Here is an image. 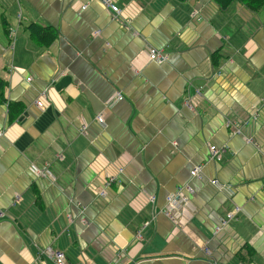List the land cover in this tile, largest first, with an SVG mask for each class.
I'll return each mask as SVG.
<instances>
[{
    "label": "crops",
    "instance_id": "crops-1",
    "mask_svg": "<svg viewBox=\"0 0 264 264\" xmlns=\"http://www.w3.org/2000/svg\"><path fill=\"white\" fill-rule=\"evenodd\" d=\"M114 2L0 0V264H264V7Z\"/></svg>",
    "mask_w": 264,
    "mask_h": 264
},
{
    "label": "built area",
    "instance_id": "built-area-1",
    "mask_svg": "<svg viewBox=\"0 0 264 264\" xmlns=\"http://www.w3.org/2000/svg\"><path fill=\"white\" fill-rule=\"evenodd\" d=\"M103 6H105V8L111 13V15L114 18H117L120 15V11L119 8L116 6V4L114 3L113 0H99ZM148 58L157 63V64H162L165 63L167 61V56L165 54H163L161 51H157L155 49H149L148 50ZM195 95H199V91L196 90L195 91ZM115 99L116 101L121 100L122 97L119 94L115 95ZM185 105L186 106H190V100L185 101ZM36 106L39 109H43V105L41 101H37L36 102ZM103 116L102 115H98L96 117V121L100 124L103 123ZM227 127H230V123H227L226 125ZM85 126L81 127V133H84ZM239 131L237 129H235V133H238ZM234 133V132H233ZM209 159L210 160H216V161H220L222 158V155L226 152V148L225 147H220L217 148L215 146H210L209 147ZM201 169L202 166L197 165L192 167L191 171H190V175L192 177H199L200 173H201ZM122 171H120L121 173ZM40 174L43 173V171L39 172ZM44 175V173H43ZM113 180V177L109 178L107 185H109ZM212 185H215L217 187L220 188L219 183L217 181H212L211 182ZM186 191L188 193L191 192V189L186 187L185 188ZM101 195H103V192H100ZM151 203H154V199L150 200ZM179 203V207H176V203ZM189 209V203H188V198L185 197L184 195H182L181 190H179L177 193L175 194H171L167 197L166 199V205L163 208V213L174 223H177L180 219V217H185L186 216V210ZM239 212L238 209H235L233 212L227 214L226 218L227 220H231L235 217V215ZM148 223H145V226H147ZM137 239L141 238V235L139 232H137L136 234ZM207 255H209L208 251H205ZM39 255H43L47 258H49L50 260L53 261L54 264H66V259H65V255L63 252L59 251V250H55L51 247H47L45 248L42 253L40 252ZM208 264H216L214 262L209 261Z\"/></svg>",
    "mask_w": 264,
    "mask_h": 264
},
{
    "label": "trees",
    "instance_id": "trees-1",
    "mask_svg": "<svg viewBox=\"0 0 264 264\" xmlns=\"http://www.w3.org/2000/svg\"><path fill=\"white\" fill-rule=\"evenodd\" d=\"M215 2L221 7V8H227L231 3L233 2H239L245 6L249 11L253 13H257L264 7V0H215ZM28 30L30 33L35 36L36 40L39 41L41 36V31L37 29L34 25L29 26ZM5 87V83L0 81V98L3 95V89ZM199 91V95L197 97L201 96V91Z\"/></svg>",
    "mask_w": 264,
    "mask_h": 264
},
{
    "label": "rangeland",
    "instance_id": "rangeland-1",
    "mask_svg": "<svg viewBox=\"0 0 264 264\" xmlns=\"http://www.w3.org/2000/svg\"><path fill=\"white\" fill-rule=\"evenodd\" d=\"M102 116H103V118H104V115H102ZM95 121H96V118H95ZM96 122H97V121H96ZM85 129H86V127H85ZM85 129H84V130H85ZM39 174H40V173H39ZM14 198H15V197H14ZM166 199H167V198H166ZM188 203H189V201H188ZM51 248H52V247H51Z\"/></svg>",
    "mask_w": 264,
    "mask_h": 264
}]
</instances>
